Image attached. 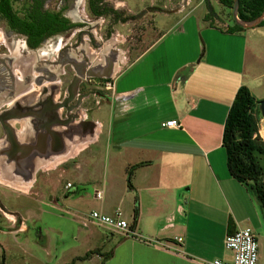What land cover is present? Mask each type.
<instances>
[{"label": "crops", "instance_id": "crops-1", "mask_svg": "<svg viewBox=\"0 0 264 264\" xmlns=\"http://www.w3.org/2000/svg\"><path fill=\"white\" fill-rule=\"evenodd\" d=\"M195 22L186 31L181 24L174 38L160 34L137 58L115 66L109 81L113 89L103 103L108 115L89 119L94 130L86 147L97 145L106 129L110 168L118 167L120 177L118 189H101L102 200L95 198L100 189L94 188L93 211L113 215L121 210L134 235L98 225L88 215L75 222L76 244L68 248L52 244L50 233L61 237L62 232L47 228L41 240L16 241L24 254L39 264H202L229 260L231 254L224 248L228 231L250 227L258 242L257 264H264L256 232L264 211L254 195L229 176L221 143L236 91L243 85L252 93L250 85L261 77L255 72L264 67V32H259L264 26L230 32L227 21L213 24L205 17ZM193 31L202 33L205 49ZM180 35L188 36L189 50L180 55L172 48L174 65L157 68V73L153 69L157 81L133 84L145 72L130 71L152 56L160 43L176 41ZM122 80L120 84L128 86L117 93L116 84ZM101 105L94 106L97 112ZM169 120L180 127H162ZM5 182L0 178V185ZM69 189L78 191L74 182ZM38 211L26 210L25 221L37 219ZM25 221L14 235L28 232ZM88 252L94 253L83 258Z\"/></svg>", "mask_w": 264, "mask_h": 264}, {"label": "flooded vegetation", "instance_id": "flooded-vegetation-1", "mask_svg": "<svg viewBox=\"0 0 264 264\" xmlns=\"http://www.w3.org/2000/svg\"><path fill=\"white\" fill-rule=\"evenodd\" d=\"M121 21L126 16L107 0H0L1 187L31 188L74 142L91 136L88 113L109 97L102 76L121 63L120 50L109 47V23ZM4 208L16 223L20 216Z\"/></svg>", "mask_w": 264, "mask_h": 264}, {"label": "rangeland", "instance_id": "rangeland-1", "mask_svg": "<svg viewBox=\"0 0 264 264\" xmlns=\"http://www.w3.org/2000/svg\"><path fill=\"white\" fill-rule=\"evenodd\" d=\"M107 2L118 11H122V15L126 16L125 23L123 21L115 25L113 22L109 23V47H116L120 50L121 63L119 66L124 59L132 61L137 58L151 46L160 34L170 33L169 36L174 38L173 35H178L181 24L182 28L186 27V31L187 28L190 29L193 23H196L195 21L200 22L205 17L212 19L213 24L230 22V10L221 6L216 0H116L115 2L114 0H107ZM84 10L88 15L87 7ZM218 17L221 19H218ZM103 25L107 28L108 20ZM97 31L98 35H102L105 30ZM259 32H264V28L259 29ZM194 33H196V41L205 49V40L202 33L198 31ZM177 38L178 40L176 39L173 42L170 39L166 44H163L164 41L160 43L152 56L145 57L138 66L130 71L131 73L139 69L145 72L144 74H138L133 80V84L152 82L156 80L155 72L157 73V68L162 69L165 66L174 65L172 48L180 51L182 54L177 52L180 55L189 50L188 36L180 35ZM174 43L176 44L174 45ZM247 64H249V61ZM130 73H126L125 76ZM259 74L261 77L250 86L254 89L252 93L256 100L260 102L264 99V67H260L255 72V75ZM124 78L121 79L124 80ZM110 80L107 79L108 82ZM123 80L118 81L116 84L117 88L115 90L117 93L120 89L128 86L120 84ZM105 93L108 95L109 91L105 90ZM87 105H90V103H87ZM107 109L108 107L105 104L101 105L98 112L97 107H94L88 113L89 118L103 120L108 115V113L106 114ZM93 114H95L94 117ZM258 126L259 131L264 128L262 117L259 119ZM106 128H108L107 125ZM108 137L105 129L100 141L95 143L97 145L86 147L91 144L89 137L83 141L77 140L71 148L72 150H69V156L58 158L53 165L45 168L42 174H38L37 182L29 189L28 186L22 184H18L15 188L9 187L6 189L3 188L4 186H0V201L2 204L12 212L11 214H20L17 222L13 223L14 218L4 216L0 210V264H39L38 261H34L26 253L24 254V250L21 246L16 245V241L22 243L26 237L31 239L37 237L36 240H41L44 236L46 237L44 231H47V228H50L51 231L59 230L62 232L61 237L57 236L55 232L50 233L49 237L52 239V244L57 243L59 247L64 248L76 244L72 239L75 226H77L75 222L78 221L79 217L86 218L93 211L95 206V201L92 199L94 188L100 189V191H96L100 194V198L96 199L102 200L103 192L101 189L107 188L108 191L110 189L113 191V187H117V189L119 187V168H110L113 165V160L109 161L106 149L109 145ZM82 148L84 150L80 152L79 150ZM60 162L63 163L60 164ZM73 182L78 190L77 192H75V189H65L68 183L73 184ZM186 189L187 187L184 188V190ZM28 209L39 210L38 218L27 219L30 227L28 232L14 235V231L16 233L21 232L19 230H21L20 228L26 220L23 216ZM259 219H261L259 220L260 227L256 229V232L262 250L264 248V218ZM50 253L56 254L53 248Z\"/></svg>", "mask_w": 264, "mask_h": 264}, {"label": "trees", "instance_id": "trees-1", "mask_svg": "<svg viewBox=\"0 0 264 264\" xmlns=\"http://www.w3.org/2000/svg\"><path fill=\"white\" fill-rule=\"evenodd\" d=\"M216 1L230 10V32L244 31L231 17L233 0ZM262 12L264 0H239L237 17L241 21L250 22ZM47 17L57 16L49 13ZM260 26H264V19L257 27ZM258 104L259 101L246 86L238 88L225 119L221 143L226 155L229 176L252 193L264 211V141L259 135L258 123L261 117ZM135 219L136 216L134 221ZM233 232L229 230L228 234ZM93 253L88 252L83 258Z\"/></svg>", "mask_w": 264, "mask_h": 264}, {"label": "built area", "instance_id": "built-area-1", "mask_svg": "<svg viewBox=\"0 0 264 264\" xmlns=\"http://www.w3.org/2000/svg\"><path fill=\"white\" fill-rule=\"evenodd\" d=\"M107 87L111 90L113 89V84L108 82ZM162 127L173 129L179 128L180 124L175 120H169L162 123ZM71 187V183H68L65 186L66 189ZM95 196V198H100L98 192H96ZM89 218L96 224L109 227L125 236L134 235L127 221L124 219L121 210L117 209L113 215H107L99 211H92L89 214ZM179 241H181V239H179ZM224 248L231 254L229 260L214 259L212 261L202 262V264H257L258 242L254 231L250 227L238 229L232 234H227L224 239Z\"/></svg>", "mask_w": 264, "mask_h": 264}, {"label": "water", "instance_id": "water-1", "mask_svg": "<svg viewBox=\"0 0 264 264\" xmlns=\"http://www.w3.org/2000/svg\"><path fill=\"white\" fill-rule=\"evenodd\" d=\"M238 7H239V0H233V5H232V10H231V17L233 19V21L235 22V24L243 29H248V28H255L257 26L260 25V23L262 22V20L264 19V12L261 13L260 16H258L256 19L250 21V22H243L241 21L238 17H237V11H238ZM113 68L114 65H111L109 73L105 76H102L105 79H112L114 74H113ZM97 78H100V76H95ZM78 79H76V81L73 83L72 85V89L75 91H78V87H79V83L78 80H80V77H77ZM258 110L260 112V115L262 117V119L264 120V99L261 100L258 104ZM92 127H94V124L91 123ZM0 208L1 209H5L3 204L0 202Z\"/></svg>", "mask_w": 264, "mask_h": 264}, {"label": "bare ground", "instance_id": "bare-ground-1", "mask_svg": "<svg viewBox=\"0 0 264 264\" xmlns=\"http://www.w3.org/2000/svg\"><path fill=\"white\" fill-rule=\"evenodd\" d=\"M259 135L261 136L262 140L264 141V128L259 131Z\"/></svg>", "mask_w": 264, "mask_h": 264}]
</instances>
